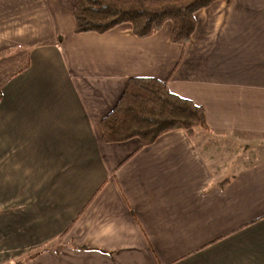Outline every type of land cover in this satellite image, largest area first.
Segmentation results:
<instances>
[{
  "label": "crops",
  "instance_id": "obj_1",
  "mask_svg": "<svg viewBox=\"0 0 264 264\" xmlns=\"http://www.w3.org/2000/svg\"><path fill=\"white\" fill-rule=\"evenodd\" d=\"M75 2L0 0V264H264V0L199 10L185 48L170 21L76 33ZM131 77L201 105L208 130L103 142Z\"/></svg>",
  "mask_w": 264,
  "mask_h": 264
},
{
  "label": "trees",
  "instance_id": "obj_2",
  "mask_svg": "<svg viewBox=\"0 0 264 264\" xmlns=\"http://www.w3.org/2000/svg\"><path fill=\"white\" fill-rule=\"evenodd\" d=\"M216 1L231 0H76L74 31L104 33L128 23L133 33L143 38L170 21L171 41L185 48L195 30V14ZM200 128L208 130L204 108L173 93L165 81L155 77L129 78L115 107L101 120L103 142L120 143L136 138L139 147L148 146L173 130L193 136Z\"/></svg>",
  "mask_w": 264,
  "mask_h": 264
},
{
  "label": "rangeland",
  "instance_id": "obj_3",
  "mask_svg": "<svg viewBox=\"0 0 264 264\" xmlns=\"http://www.w3.org/2000/svg\"><path fill=\"white\" fill-rule=\"evenodd\" d=\"M4 63H2V66H1V68H0V83L6 78V76H5V73L7 72H10V70H12L13 68H12V66H4L3 65ZM0 65H1V63H0ZM4 66V67H3ZM6 73V74H7ZM2 74V75H1ZM223 139H227L228 141H222V144H224V149L226 148V150L228 151H230L231 149H233L232 151H230V152H226V151H224V156H223V164H225V165H228L229 163H230V161H232V160H234L235 158H237V156L240 154H242L241 153V151H242V148H243V146H238V145H236V143L238 142H236V143H231V141L229 140V139H231L232 137H231V135H229V136H226V137H222ZM234 140V139H233ZM232 144H233V146H232ZM242 145V144H241ZM237 147V148H236ZM262 149V151H261V153L263 154L264 153V145L263 146H261L260 147V150ZM260 150H258V146H256V143H252V146H251V149H249V150H247V152H249V153H252V157H248L249 155H247V157H245V156H242V158H243V161H245V159L248 161H250V160H252V159H256V157L255 156H259V152L258 151H260ZM236 154V155H235ZM242 161V162H243Z\"/></svg>",
  "mask_w": 264,
  "mask_h": 264
}]
</instances>
